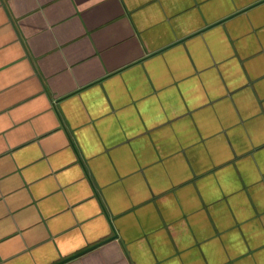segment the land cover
I'll return each mask as SVG.
<instances>
[{
	"label": "crops",
	"instance_id": "1",
	"mask_svg": "<svg viewBox=\"0 0 264 264\" xmlns=\"http://www.w3.org/2000/svg\"><path fill=\"white\" fill-rule=\"evenodd\" d=\"M264 264V0H0V264Z\"/></svg>",
	"mask_w": 264,
	"mask_h": 264
},
{
	"label": "water",
	"instance_id": "2",
	"mask_svg": "<svg viewBox=\"0 0 264 264\" xmlns=\"http://www.w3.org/2000/svg\"><path fill=\"white\" fill-rule=\"evenodd\" d=\"M113 237H114V236H113ZM113 237L111 236V237H109V238H107V239H104V240H102V241H100V242H98V243H95V244H93V245H91V246H89V247H86L85 249H82L81 251H78L77 253H74L73 255H70V256H68V257H65L64 259H62V260H60V261H58V262H56V263H53V264H63V263H65V262H67V261H69V260H71V259H73V258H76V257L82 255L83 253H85V252H87V251H89V250L95 248L96 246H98V245H100V244H102V243H104V242L110 240V239L113 238Z\"/></svg>",
	"mask_w": 264,
	"mask_h": 264
}]
</instances>
